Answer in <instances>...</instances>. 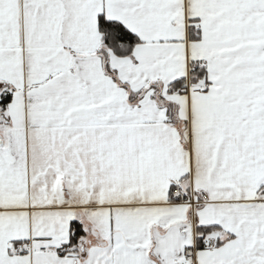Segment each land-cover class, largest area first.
Wrapping results in <instances>:
<instances>
[{
	"label": "snow or ice",
	"instance_id": "snow-or-ice-1",
	"mask_svg": "<svg viewBox=\"0 0 264 264\" xmlns=\"http://www.w3.org/2000/svg\"><path fill=\"white\" fill-rule=\"evenodd\" d=\"M0 264H264V0H0Z\"/></svg>",
	"mask_w": 264,
	"mask_h": 264
}]
</instances>
